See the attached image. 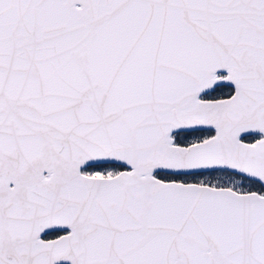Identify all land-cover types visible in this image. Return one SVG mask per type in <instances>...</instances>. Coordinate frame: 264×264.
Wrapping results in <instances>:
<instances>
[{"label": "snow or ice", "instance_id": "obj_1", "mask_svg": "<svg viewBox=\"0 0 264 264\" xmlns=\"http://www.w3.org/2000/svg\"><path fill=\"white\" fill-rule=\"evenodd\" d=\"M0 264H264V0H0Z\"/></svg>", "mask_w": 264, "mask_h": 264}]
</instances>
